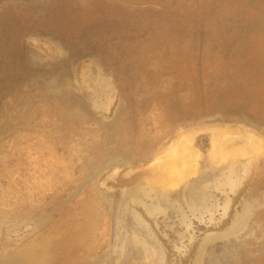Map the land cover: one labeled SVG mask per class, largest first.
I'll list each match as a JSON object with an SVG mask.
<instances>
[{
  "label": "rangeland",
  "instance_id": "rangeland-1",
  "mask_svg": "<svg viewBox=\"0 0 264 264\" xmlns=\"http://www.w3.org/2000/svg\"><path fill=\"white\" fill-rule=\"evenodd\" d=\"M262 139L264 0H0V254L264 264Z\"/></svg>",
  "mask_w": 264,
  "mask_h": 264
},
{
  "label": "bare ground",
  "instance_id": "bare-ground-1",
  "mask_svg": "<svg viewBox=\"0 0 264 264\" xmlns=\"http://www.w3.org/2000/svg\"><path fill=\"white\" fill-rule=\"evenodd\" d=\"M198 132H209V133H212L213 135H214V138H213V151H212V156L214 157V158H216L217 156H221L222 155V158H225V157H228L230 154H232L233 152H234V147H227V146H225V144H220L221 143V141H223V140H225V141H227L228 142V140L231 138L230 137V131L229 130H222V133L219 131L217 134V136L215 135V133H216V128H214V127H212V126H203V127H197L195 130H193V132H191L190 134H189V136L191 135V134H196V133H198ZM221 135H222V140L220 141L219 139H220V137H221ZM188 136V137H189ZM188 137H185V144H184V147H185V153H181L183 156L181 157L184 161L183 162H185V163H188V162H190L192 165H196L197 163H198V158H199V153L198 152H196V151H194L193 149H192V147H191V139L190 138H188ZM183 138V137H182ZM263 140L264 139H262V142H263ZM234 141V140H233ZM239 142V141H238ZM223 143V142H222ZM244 143H246V142H243V144ZM263 145H264V142L262 143ZM221 146V147H220ZM231 146V145H230ZM245 146V145H244ZM184 147H183V149H184ZM264 147V146H263ZM219 149V150H218ZM192 150H193V152H192ZM249 151H251L252 153H254L255 152V149H250ZM177 151H175V153H176ZM174 153V155H171V156H173L174 158L175 157H177L179 154H175ZM180 154V155H181ZM219 154V155H218ZM240 155V154H239ZM171 158L170 156H169V159H171V160H169V159H165L164 160V162L166 161V160H168V161H170V162H168V165L171 163V164H173L172 165V167H171V164H170V167L169 168H167L168 166H164V169L161 167V166H163V165H165L163 162H162V159H159L157 162H159L160 164L159 165H157V163H155V165H157V166H159L160 168H158L157 169V167H156V169L155 168H151V170L153 169H155V170H158L157 171V177H156V184L158 183V184H160L161 183V185L163 184V185H165V186H170V187H173L174 185H176V184H178L181 180H183V178H184V176L183 175H181L180 173H181V171L179 170V168H177V165L174 167V163H172V162H175V161H173L174 160V158ZM258 157V156H257ZM180 157H178L177 158V160L179 159ZM176 159V158H175ZM181 159V160H182ZM172 161V162H171ZM166 164H167V162H165ZM188 165V164H186V168H188V176L191 174V173H193V172H195V169H193L192 168V165ZM154 164H152L151 166H153ZM185 165V164H184ZM150 166V165H149ZM183 166V165H182ZM182 166H181V168H182ZM191 166V167H190ZM165 167H166V169H165ZM184 168H185V166H183ZM162 168V169H161ZM154 170V171H155ZM183 170V169H182ZM149 171V170H148ZM155 180V179H154ZM153 184H155V182L153 183ZM160 185V186H161ZM159 186V185H158ZM162 187V186H161ZM164 187V186H163ZM151 196H153V194L151 195ZM144 197V196H143ZM167 208V207H166ZM163 209V208H162ZM165 210V209H164Z\"/></svg>",
  "mask_w": 264,
  "mask_h": 264
},
{
  "label": "water",
  "instance_id": "water-1",
  "mask_svg": "<svg viewBox=\"0 0 264 264\" xmlns=\"http://www.w3.org/2000/svg\"><path fill=\"white\" fill-rule=\"evenodd\" d=\"M0 264H47L45 251L29 248L18 250L12 255L0 254Z\"/></svg>",
  "mask_w": 264,
  "mask_h": 264
}]
</instances>
